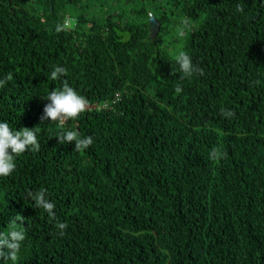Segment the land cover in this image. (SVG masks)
Here are the masks:
<instances>
[{"label":"trees","instance_id":"16d2710c","mask_svg":"<svg viewBox=\"0 0 264 264\" xmlns=\"http://www.w3.org/2000/svg\"><path fill=\"white\" fill-rule=\"evenodd\" d=\"M118 1L0 0V120L40 145L0 177L16 264H264V0ZM64 84L88 104L61 128L41 117ZM40 190L55 219L26 198Z\"/></svg>","mask_w":264,"mask_h":264},{"label":"clouds","instance_id":"9594fccd","mask_svg":"<svg viewBox=\"0 0 264 264\" xmlns=\"http://www.w3.org/2000/svg\"><path fill=\"white\" fill-rule=\"evenodd\" d=\"M237 11H243L238 8ZM150 13L149 15H151ZM153 15V14H152ZM150 21V19H149ZM69 25V21H66ZM176 64L179 72L184 76H191L196 68L192 63L191 57L180 52L176 57ZM66 73V69L62 66H56L50 75L53 80ZM13 73L9 72L6 76L0 78V87L12 81ZM47 101L43 108L42 121L50 120L63 128L64 123L77 118L83 113L87 107L88 101L85 97L67 84H64L60 90H52L43 95ZM223 112V110H222ZM232 115L230 111L224 113ZM60 144L74 142V148L77 151H83L89 148L93 143L91 136H80L77 132L64 129L63 133L56 134ZM39 142L35 128L23 127L20 130L13 131L8 122L0 120V177L11 175L15 168V157L25 153L26 151H38ZM31 206L36 209H42L48 217L55 219V203L48 198L45 190L36 192L29 191L26 193ZM55 227L59 229V235H64L67 225L58 222ZM26 240L25 232L18 228L15 223L10 224L6 232L0 231V264H16L18 254L20 253L23 243Z\"/></svg>","mask_w":264,"mask_h":264},{"label":"rangeland","instance_id":"374dc122","mask_svg":"<svg viewBox=\"0 0 264 264\" xmlns=\"http://www.w3.org/2000/svg\"><path fill=\"white\" fill-rule=\"evenodd\" d=\"M106 1H109L111 4L114 0H106ZM132 1L137 2L138 4H141V5H145V7H147L151 11H154V13H156V15L158 13L157 7L159 5H163V7L165 6L164 8H166L167 6H170V4L167 0H152V1L151 0H132ZM126 3L133 4L129 0H119L118 4H116V6L118 8H120L121 6L128 7L127 5H125ZM107 6H109V5H107ZM73 24H74L73 22L70 24V21H69V27L73 26Z\"/></svg>","mask_w":264,"mask_h":264},{"label":"water","instance_id":"95a60500","mask_svg":"<svg viewBox=\"0 0 264 264\" xmlns=\"http://www.w3.org/2000/svg\"><path fill=\"white\" fill-rule=\"evenodd\" d=\"M149 26H150L151 36L155 37L159 31L160 26H159V22H158L157 18L152 14L150 15Z\"/></svg>","mask_w":264,"mask_h":264}]
</instances>
